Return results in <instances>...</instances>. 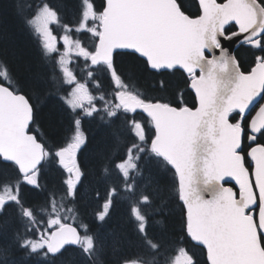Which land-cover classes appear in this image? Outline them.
Here are the masks:
<instances>
[{
  "label": "trees",
  "instance_id": "trees-1",
  "mask_svg": "<svg viewBox=\"0 0 264 264\" xmlns=\"http://www.w3.org/2000/svg\"><path fill=\"white\" fill-rule=\"evenodd\" d=\"M86 1L96 17L89 22L92 31L80 29L87 9L84 0H0V84L27 96L34 110L30 131L43 145L45 153L33 185L26 184L13 165L0 162V194L10 191L0 212V264H123L132 257H141L140 264H176L181 249L189 256L191 264H206L203 249L191 243L186 235L181 203L172 194L171 184L164 181L166 174L173 172L151 151L153 127L150 121L124 111L111 95L95 105L99 98L104 100V94L99 93V97L94 94L91 96L94 106H80L72 102L69 105L66 99L54 93V81L43 60L55 62L62 44L59 43L56 53L52 54L38 41L40 37L34 34L30 20L40 8L47 7L55 15L52 28L58 39L66 37L73 48L80 46L91 54L97 41L104 1ZM78 61L70 69L72 74L78 79L87 78L88 74L90 78H97L95 70L99 68L90 67L87 58L81 60L79 57ZM115 64L125 77L135 79L131 80L151 100L172 104V96L179 90L189 94L179 71L152 72L140 57L130 53L116 55ZM250 68L251 64L244 57L241 70L248 72ZM94 89L96 85L93 84ZM137 120L144 131L143 139L134 132ZM77 135L84 139L77 156L84 177L83 198L78 203L65 197L64 170L56 155ZM126 157L135 161L133 175L148 174L142 180L152 182V193L147 195L151 204L146 208L139 205L146 217V235L132 220L134 202L127 197L128 202L119 193L115 202L110 203L112 207L102 235L106 245H98L97 255L91 252L87 257L79 249L68 248L52 257L45 248L35 251L30 248L41 237L44 239L49 216L55 211L61 212L64 207L76 225H81V217L89 228H93L91 222L97 226L93 221L94 210L109 202L110 190L102 187L98 192L96 183L100 181L103 186V182L116 172V165ZM132 195L135 199L136 193ZM93 234V229H89L88 235Z\"/></svg>",
  "mask_w": 264,
  "mask_h": 264
},
{
  "label": "snow or ice",
  "instance_id": "snow-or-ice-1",
  "mask_svg": "<svg viewBox=\"0 0 264 264\" xmlns=\"http://www.w3.org/2000/svg\"><path fill=\"white\" fill-rule=\"evenodd\" d=\"M124 7L131 50L144 48L149 56L169 60V70L179 71L195 95L193 108L183 91L173 94L169 107L176 115L162 118L160 134L167 147L173 125L182 129L175 166L189 230L201 234L197 243L206 264H264V104L246 119L258 99L264 100V0H125ZM244 57L251 64L247 73L241 70ZM197 140L203 143L208 198L191 187ZM226 178L238 185V198L224 186Z\"/></svg>",
  "mask_w": 264,
  "mask_h": 264
},
{
  "label": "water",
  "instance_id": "water-1",
  "mask_svg": "<svg viewBox=\"0 0 264 264\" xmlns=\"http://www.w3.org/2000/svg\"><path fill=\"white\" fill-rule=\"evenodd\" d=\"M104 3L105 6L102 13L100 34L96 44V52L90 58L91 62L93 64L101 62L107 63L111 55L115 52H132L146 59L152 71L169 70L171 67L169 60L162 57L149 56L144 48H139L137 51L131 50L129 41L131 23L127 10L124 7L125 0H104ZM170 9L174 12V6L170 5ZM235 48L236 45H233V50H235ZM140 53L144 54L142 55ZM224 79L226 82L228 78L225 77ZM192 93L194 94L193 91ZM223 93L224 88L222 87L221 94ZM259 102L260 100L258 99L257 104ZM120 103L126 104L127 109L141 111L152 119L156 132V137L152 142V149L160 157L168 161L174 172L176 171L180 186L181 200L186 212V205L184 203L185 189L182 185L181 172L178 171L175 166L177 159L182 155V129L177 125H173L174 138L167 147L162 143L160 134V123L162 118H174L176 115L174 109L161 106L160 104L141 105L139 102H134L129 98L122 97H120ZM262 104H264V100ZM29 105L25 97L13 94L9 89L0 85V158L1 161L5 163L13 164L21 176H27L34 172L41 165L44 157L43 146L36 141L34 135L27 132L32 120V110L29 109ZM254 116L255 114L251 119ZM194 147L196 149V169L191 187L194 192H198L204 196V198H208V192L204 190V175L202 171L198 169L202 163L201 158L204 156L202 141L197 140ZM250 165L252 167V161ZM224 182L239 189L235 181L230 178H226ZM2 205L3 201L0 200V209ZM185 216L187 219V213H185ZM187 231L191 241L198 244L197 241L201 238V234L198 231L189 230L188 219ZM77 240V231L72 226H64L52 233L48 246L49 253L55 255L56 251L61 250L65 245L75 246Z\"/></svg>",
  "mask_w": 264,
  "mask_h": 264
},
{
  "label": "rangeland",
  "instance_id": "rangeland-1",
  "mask_svg": "<svg viewBox=\"0 0 264 264\" xmlns=\"http://www.w3.org/2000/svg\"><path fill=\"white\" fill-rule=\"evenodd\" d=\"M91 16H92V10L88 7L87 12H86V16L84 15V18L82 20V25L80 27L81 30L92 31L91 29H89V22L92 18ZM33 20H34V22H32L31 25L34 27V30L41 36V38L43 40H45L44 44L50 48L51 47V41H50L51 35H49L50 32L48 30V27H49V23H51V21H52V15L49 13V11L47 9H42L41 11H39L37 13V15L33 18ZM66 42H67V44H66ZM62 45H63L64 53L72 51V53H77L78 55H80L82 57L85 55L84 52L78 53L77 47L75 49H71L70 42L67 39L62 38ZM65 59H66V61L69 62V60L67 58H65ZM66 72L68 74H70L67 67H66ZM66 72L64 71L65 76L67 77ZM83 98H84V96L80 92L79 89L75 88V89L69 91V100L72 103L78 102L79 100H82ZM134 132L137 135L143 137L144 133L141 129L138 128V126L134 127ZM74 151H76V150L74 149ZM61 163L62 164L65 163L67 165V167H70L71 169H73L75 161L72 162L71 159H63V157H62ZM132 166L133 165H131V163H125V164L121 165L120 167L124 172H128V170H130L132 168ZM9 194L10 193L8 192V193L2 195L1 197L2 198L7 197ZM57 225H58V221L52 220L49 224V227H53V226H57ZM43 246H44V241H43V238L41 237L40 241H36L33 244H31L30 248L35 251V250L42 249Z\"/></svg>",
  "mask_w": 264,
  "mask_h": 264
},
{
  "label": "flooded vegetation",
  "instance_id": "flooded-vegetation-1",
  "mask_svg": "<svg viewBox=\"0 0 264 264\" xmlns=\"http://www.w3.org/2000/svg\"><path fill=\"white\" fill-rule=\"evenodd\" d=\"M49 72H50V74H51V76H52V72H51V70H49ZM122 74V73H121ZM123 75V74H122ZM123 77H125L124 75H123ZM126 78V77H125ZM129 80H131V79H133V78H131V77H127ZM133 80H135V79H133ZM57 87V84H55L54 85V88H56ZM180 91V90H179ZM178 91V92H179ZM184 102H186V104H187V106L188 107H193L194 108V106H195V99H194V97L193 96H191V95H189L188 93H186V94H184ZM71 156V153H70V155H69V157ZM73 178L75 179V180H73ZM126 179H128L127 178V175H122L121 173L117 176V177H115L113 174L112 175H110L109 176V178H108V180H106L105 182H103V186L102 185H100V181H98L97 183H96V185H97V189H98V192H100V190H101V188L102 187H104V188H106V189H108L109 188V190H110V192H111V196H112V203H114L115 202V196H116V194H117V192L119 191V193H122V194H124V196L126 197V195H127V191L124 189V184H123V182L126 180ZM149 179H150V177H149ZM127 181V180H126ZM79 182V179H78V177H77V175H76V173L74 172L73 174H72V176L69 178V184H71V185H75V184H77ZM152 182H150L149 183V180L148 181H146V186L148 187V189H149V191L152 193V191H151V188H152ZM131 186V184L129 185V187ZM141 186H142V184H141ZM145 186V187H146ZM79 188H80V186H79ZM118 189V191H116ZM82 192H83V190L82 189H80ZM126 199V198H125ZM127 200V199H126ZM110 207H112V204H110Z\"/></svg>",
  "mask_w": 264,
  "mask_h": 264
},
{
  "label": "bare ground",
  "instance_id": "bare-ground-1",
  "mask_svg": "<svg viewBox=\"0 0 264 264\" xmlns=\"http://www.w3.org/2000/svg\"><path fill=\"white\" fill-rule=\"evenodd\" d=\"M201 168H202V163H201V165H200V167H199L198 169H200V170H201Z\"/></svg>",
  "mask_w": 264,
  "mask_h": 264
}]
</instances>
